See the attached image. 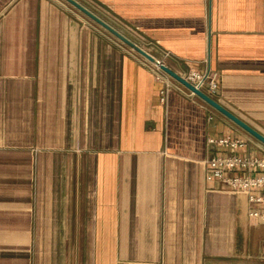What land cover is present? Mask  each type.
<instances>
[{
    "label": "crops",
    "instance_id": "1",
    "mask_svg": "<svg viewBox=\"0 0 264 264\" xmlns=\"http://www.w3.org/2000/svg\"><path fill=\"white\" fill-rule=\"evenodd\" d=\"M76 1L177 75L215 73L213 100L264 136V0ZM67 7L0 0V264H264L260 207L205 177L228 153L207 138L264 146L178 89L162 106Z\"/></svg>",
    "mask_w": 264,
    "mask_h": 264
},
{
    "label": "built area",
    "instance_id": "2",
    "mask_svg": "<svg viewBox=\"0 0 264 264\" xmlns=\"http://www.w3.org/2000/svg\"><path fill=\"white\" fill-rule=\"evenodd\" d=\"M115 42L126 54L137 60L154 76L155 81L160 85L159 103L162 106L166 105L168 94L172 88L185 92L190 97H195L193 93L184 89L160 70L159 66L164 65L162 62L157 60L158 65L151 64L117 40ZM179 76L211 99L217 94L218 85L215 73L210 71L201 73L194 69H189ZM208 120H212V117H209ZM248 144L245 139L230 138L228 136L217 139L207 138L206 145L209 148L227 150L228 153L212 157L207 162L205 177L207 181H220L232 193L245 194L249 204L260 207L257 210H250L249 217L259 222H264V154L261 156L234 154L236 151H245ZM232 173H241V175H231Z\"/></svg>",
    "mask_w": 264,
    "mask_h": 264
},
{
    "label": "water",
    "instance_id": "3",
    "mask_svg": "<svg viewBox=\"0 0 264 264\" xmlns=\"http://www.w3.org/2000/svg\"><path fill=\"white\" fill-rule=\"evenodd\" d=\"M68 6H70L73 10H75L77 13H79L81 16L86 18L88 21H90L92 24L106 32L108 35H110L112 38L135 52L137 55L145 59L151 64L158 65L157 60L153 58L150 54H148L145 50H143L141 47L133 43L131 40L126 38L123 34H121L119 31L114 29L111 25L103 21L101 18H99L96 14H94L92 11L87 9L85 6H83L81 3H79L76 0H61ZM160 70L163 71L165 74H167L171 79H173L175 82L180 84L184 89L189 91L190 93H193L196 98H198L200 101H202L204 104H206L208 107H210L212 110L217 112L219 115L223 116L225 119H227L229 122H231L233 125L241 129L243 132H245L248 136L259 142L261 145L264 146V136L259 134L257 131L246 125L244 122L239 120L237 117H235L233 114L228 112L226 109H224L222 106H220L216 101L206 96L204 93L196 90L192 85H190L188 82H186L181 76L177 75L164 65L159 66Z\"/></svg>",
    "mask_w": 264,
    "mask_h": 264
},
{
    "label": "rangeland",
    "instance_id": "4",
    "mask_svg": "<svg viewBox=\"0 0 264 264\" xmlns=\"http://www.w3.org/2000/svg\"><path fill=\"white\" fill-rule=\"evenodd\" d=\"M60 2H63V1L60 0ZM63 3H64V2H63ZM64 4H65V3H64ZM65 5L68 6L67 4H65ZM67 8L73 10L70 6H68ZM74 11H75V10H74ZM74 11H73V12H74ZM85 19H86V18H85ZM86 20H87V19H86ZM89 22H90V21H89ZM91 24H92V23H91ZM98 29H99V28H98ZM105 34H107V33H105ZM107 35H108V34H107ZM108 36H109V35H108Z\"/></svg>",
    "mask_w": 264,
    "mask_h": 264
}]
</instances>
